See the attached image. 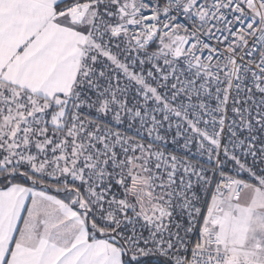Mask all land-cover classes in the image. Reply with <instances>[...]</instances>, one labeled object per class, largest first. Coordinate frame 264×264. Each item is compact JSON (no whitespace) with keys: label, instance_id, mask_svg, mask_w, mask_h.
<instances>
[{"label":"snow or ice","instance_id":"6c2138e0","mask_svg":"<svg viewBox=\"0 0 264 264\" xmlns=\"http://www.w3.org/2000/svg\"><path fill=\"white\" fill-rule=\"evenodd\" d=\"M0 264H264V0H0Z\"/></svg>","mask_w":264,"mask_h":264},{"label":"built area","instance_id":"2783aa9c","mask_svg":"<svg viewBox=\"0 0 264 264\" xmlns=\"http://www.w3.org/2000/svg\"><path fill=\"white\" fill-rule=\"evenodd\" d=\"M169 147H172L171 145Z\"/></svg>","mask_w":264,"mask_h":264}]
</instances>
